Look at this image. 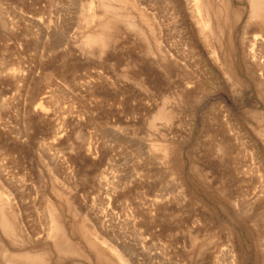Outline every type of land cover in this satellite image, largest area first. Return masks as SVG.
I'll return each instance as SVG.
<instances>
[{"label":"rangeland","instance_id":"rangeland-1","mask_svg":"<svg viewBox=\"0 0 264 264\" xmlns=\"http://www.w3.org/2000/svg\"><path fill=\"white\" fill-rule=\"evenodd\" d=\"M232 12L0 0V264H264V74Z\"/></svg>","mask_w":264,"mask_h":264},{"label":"bare ground","instance_id":"bare-ground-1","mask_svg":"<svg viewBox=\"0 0 264 264\" xmlns=\"http://www.w3.org/2000/svg\"><path fill=\"white\" fill-rule=\"evenodd\" d=\"M245 1L248 4V14L243 28L244 41L242 42V46L245 51L249 75L254 79L257 72H259V75L264 74V0ZM186 6L190 20L198 25L201 33L211 31L215 24L219 27L222 23L231 28H233L235 24L234 19L236 16L234 12L231 14L230 21L228 18L229 0H186ZM225 11L226 19L224 22H221V15L224 14ZM229 53L227 55H229ZM2 225L4 226V224ZM53 230V234L57 236L60 235L58 228H54ZM57 244L58 242H55V246H57ZM65 247H69V244L67 243ZM41 258L42 257H40V259ZM40 259H36V261L33 262L40 264Z\"/></svg>","mask_w":264,"mask_h":264}]
</instances>
